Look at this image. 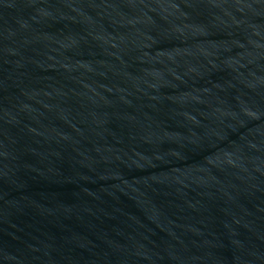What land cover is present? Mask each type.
<instances>
[{"label":"water","instance_id":"water-1","mask_svg":"<svg viewBox=\"0 0 264 264\" xmlns=\"http://www.w3.org/2000/svg\"><path fill=\"white\" fill-rule=\"evenodd\" d=\"M0 264H264V0H0Z\"/></svg>","mask_w":264,"mask_h":264}]
</instances>
